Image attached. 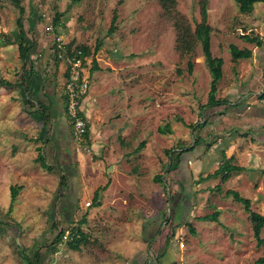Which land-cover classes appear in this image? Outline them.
I'll return each instance as SVG.
<instances>
[{"label": "rangeland", "instance_id": "1", "mask_svg": "<svg viewBox=\"0 0 264 264\" xmlns=\"http://www.w3.org/2000/svg\"><path fill=\"white\" fill-rule=\"evenodd\" d=\"M19 1L23 13L14 0H0V76L22 84L29 72L32 56L23 63L14 37L10 36L13 21L19 16L28 36L39 42L37 49L49 50V56L40 65L48 78L54 77L53 70L59 63L52 52L57 38L64 44L87 47L90 92L92 80L96 83L90 116L85 117L88 150L80 147L82 150L76 151L69 120L71 150L85 167H92L97 159L93 158L90 145L97 143L104 156L101 176L108 178L107 168L116 162L130 178H119L116 193L122 195L109 201L113 206H122L121 213L114 217L116 213L104 212L89 219L88 209L95 202L90 198V189H81L79 175V205L71 217V226H79L88 234V240L79 250L70 249L63 240L48 254L44 241L53 237L50 211L61 186L59 167H50L42 154L36 159L41 144L37 126V119L42 118L40 110L25 109L21 87L0 84V220L4 221L0 222V264H27L17 249L30 253L38 246L41 264H133L136 257L145 258L147 264H264V230L259 243L243 204L226 194L228 189L239 192L250 200L252 210L264 214V127L254 125L253 117L232 118L224 112L231 110L234 99L212 109L220 111L219 115L232 121L234 128L247 137L237 141V152L230 156L231 163L241 166V170L226 181L219 176L202 182L193 178L191 184L195 187L189 208L184 210L182 201H173L172 218L157 229L152 242L144 240L142 226L146 216L160 209L168 217L167 192L175 194L177 185L183 183L178 182L173 171H166L170 153L192 144L200 135L206 137L205 143L213 139L212 127L204 129L205 124L212 122L202 124L207 114L204 105L211 76L201 45L197 42L187 53L179 51L175 27L178 23L188 24L191 30L195 28L201 21V0H173L169 9L158 0ZM206 7L211 27L210 49L213 56L223 60L220 82L226 87L236 71L244 76L246 63L251 60H234L229 45L253 49L254 43L241 38L245 33L258 34L264 45V3L256 2L249 14L241 13L235 0H206ZM35 12L40 19L31 32L28 17ZM57 12L61 15L58 24H54ZM113 14L115 29L109 32ZM188 60L192 71L188 70ZM94 63L98 69L92 70ZM35 70L40 71L38 67ZM262 74L245 82L250 90L262 91L264 71ZM55 87L65 100L60 78ZM62 107L68 117L65 101ZM246 124L254 127H243ZM219 163L208 165L202 177L212 173ZM156 174H162L161 182L154 179ZM85 176L89 177L87 173ZM90 181L91 178L86 186H91ZM217 184L219 189L215 188ZM13 185L20 188L10 207ZM214 210L220 211L218 221L197 219ZM55 219L60 221L58 228L67 231L70 227L59 215L55 214ZM101 220L106 221L104 225H98ZM185 221L193 225L194 234Z\"/></svg>", "mask_w": 264, "mask_h": 264}, {"label": "crops", "instance_id": "2", "mask_svg": "<svg viewBox=\"0 0 264 264\" xmlns=\"http://www.w3.org/2000/svg\"><path fill=\"white\" fill-rule=\"evenodd\" d=\"M39 19L40 16L36 12L33 13V16H31V13H29L28 24L31 32L34 31L36 23ZM13 23L14 24L12 25L13 28L11 29L10 36L12 35L14 37V41L17 45L18 50L17 42L19 41V31L16 26V19L13 21ZM38 43L39 42L35 40V52H32L27 58L29 60L32 56L29 72L24 79V82L22 84L20 81L17 82L18 85L15 87H21V94L24 92L23 100L25 109H33L35 107L41 112L42 107H46V112H49V116L46 122L42 121V118L40 120L37 119V126L39 128L38 138L41 142V144L37 147V155L41 153L45 157L47 162L50 163V167H54V169H56V167L58 166L59 175L64 177V184L56 191L58 192L59 196L57 205L58 207H65L67 203L71 201L70 209H72L73 211L72 217L74 216L79 205V199L77 195L80 175V181L81 183H83H80V186H82L81 189L84 192L90 189L89 192L92 201L95 191L98 192L96 203L94 206L88 209L89 214L87 215V217L91 219L95 215L103 214L104 212L116 213L113 214V216L117 217V213H121L122 211V206H113L111 205V203H109V201H113L117 199L118 196L122 195L116 193L117 185L119 184V178L124 176L121 179L123 181L125 177H129V175L125 173V169H123V166L121 164H117L115 162L111 163L107 168L109 171V177L105 178L104 176H101V168L104 167L101 165V162L104 156H102L101 150L98 151L99 146L97 143L92 142L90 145V148L93 150V154L95 155L93 158L97 159L95 163H93L92 167H85L83 165V160L81 161L80 159H78V157H75L73 155L71 150L72 145L70 143L69 119L66 116L64 109H62L65 100H63L61 93H56L55 87L56 81L59 78L60 80H62L63 85L65 78L64 66L60 63L55 65V69L53 70L54 77L48 78V73H46L44 68L40 65L41 62L43 63V61H45V59L49 56V50L41 49V51H39L37 49ZM251 50V60L248 63L245 62L247 71L245 70L246 73L244 74V76L243 74H237L236 71V74H233V78L228 79L226 84H230H228L226 87H223V85L221 84L222 82L220 81L223 80V77H221L217 89V98H227L229 102L231 99H234L233 103H235L232 107H230L231 110H229V112L228 110L224 111L232 116V118H237V115L253 117L254 125L264 127V122H262V120H264V99L258 98L261 89L250 90L249 85L247 86V84H245V82L248 81L250 77H260L262 71H264V45L262 44V46L260 47L255 46L253 49L251 48ZM36 67L40 69L39 73L37 72V70H35ZM92 81L94 82L93 89H91V92L89 89L88 94L83 98L81 103L82 111L85 114V117L88 118L90 116L89 107L90 104H92V99L94 98V87L96 85L95 81ZM229 102L228 104H230ZM218 107L219 105L215 107V110ZM215 110L212 109V107H207V114L204 119L206 120V123H208L209 120L212 122V124L209 123L208 125L205 124L206 126L204 125V129H206V127H212L210 133L213 134V139L210 142L213 144H210L209 150H205V145L203 144H200V146H197L198 144H196L193 150H189L186 153H183L178 169L173 171V173H175V176H178V182H183L182 184L177 185L179 186V188L180 186H182L183 193H175L174 204L182 201L184 204V210L189 208L188 203L190 202V197H193L195 186L191 184L192 179L199 177L201 173H203L202 171H206L208 165L210 166L212 162L219 163L222 160V155L224 153H226L227 157L234 156L233 151L237 152V141H239V139L245 140V138H247L244 137L245 134L242 131L240 132L236 130V128H234L236 126H234V123L232 121H226L227 119H224V116L222 114L219 115L220 111L216 112ZM248 126L252 125L246 124L243 127ZM200 138L206 141V137L200 135ZM192 144H194V142ZM86 173L89 175L88 178H86L85 176ZM90 178L91 186H86ZM68 197H71L72 200L69 201L68 199L70 198ZM55 210L59 209L56 208ZM159 210L156 213L146 216V218L144 219L146 220L145 225L142 226L144 236L146 237L144 238V240L150 239L151 241L147 240L148 242H152L157 229L160 228L162 224L166 223V221L164 220L163 211L160 212ZM71 222L72 221H68L69 224ZM99 222L98 225H104L106 221L104 222V220H101ZM144 259L145 258H140L138 260L136 257L133 264H147Z\"/></svg>", "mask_w": 264, "mask_h": 264}, {"label": "trees", "instance_id": "3", "mask_svg": "<svg viewBox=\"0 0 264 264\" xmlns=\"http://www.w3.org/2000/svg\"><path fill=\"white\" fill-rule=\"evenodd\" d=\"M77 0H71L72 3L76 2ZM161 5L163 6V8L165 9H169L171 5H173V0H158ZM14 2L16 3V5H19L18 8L20 10V13H23V7L20 6V1L19 0H14ZM235 2L237 3L238 9L241 13H251L253 11L254 8V4L256 2H263L264 0H235ZM200 10H201V21L198 22L195 26V28L193 30L190 29V27L188 26V24H185V26L183 25H179L178 23L176 24V29H177V49L179 51H181L182 53L184 52H189L193 49V46L199 42L201 45V50L204 56V62L206 63L209 72H210V76H211V80H210V89L208 92V96H207V102L204 105L205 107H213V106H217V105H221V104H228V99L227 98H217L216 97V92L218 89V84L219 81L222 77V65H223V60L222 58L219 57H215L213 56L211 49H210V32H211V27L207 22V7H206V0H201L200 2ZM61 13H56L54 18H53V23L54 24H58V20L60 17ZM116 18V14H113V18H112V23L111 26L109 28V32H112L115 29V26L113 25L114 20ZM16 26L18 28L19 31V41L17 42L18 44V54H19V58L20 60L25 63V61L27 60L28 56L32 53L35 52V40L31 37L28 36V34L26 33V31L24 30L23 27V23H22V17L19 16L16 19ZM6 37H8V35H5ZM241 38L249 43H254L256 46H262L263 41L261 39V37H259L258 34H252V33H245L241 35ZM9 41V39H7ZM83 53L87 56L89 54V49L85 46H79ZM96 48H98V45L96 46ZM230 48V54L232 56V58L234 60H238V59H245V58H250L252 56V50L247 48V47H243V48H239L237 47L235 44H230L229 45ZM54 57V56H53ZM57 61V60H56ZM188 64V70L192 71V63L190 60H188L187 62ZM98 69L97 65L94 63V67L92 70ZM0 84L1 85H5L8 87H15L17 86V82L15 83H11L8 82L7 80L3 79L0 76ZM259 99H264V88L262 89V91L259 93L258 95ZM46 107H42V121L47 120L48 116H49V112H46ZM206 123V120H204L202 122V124ZM199 125V124H198ZM193 128H198V127H194L196 126L195 124H191L190 125ZM202 126V125H201ZM161 129H159L160 131ZM166 130V129H165ZM169 131L170 130H166ZM88 124H87V129H86V136L88 137ZM161 132V131H160ZM199 137V138H198ZM197 139L194 140V144H190L187 145L184 148H180L179 150L173 151L170 153L169 155V163L166 167V171H175L178 169L179 164H180V159L181 156L183 155V153L189 150H193L194 147L196 146V144H198V142L200 144L205 145V148L208 149V147L210 146V143H205V141L200 138V136H198ZM143 142L141 143L142 146ZM169 152V150H168ZM41 156V153H39L36 157V159H38ZM43 160V156L41 157ZM40 159V158H39ZM233 157H225V155L223 154V158L220 161L218 167L212 172V173H208L205 177H202V175H200L197 179V182H202L205 179H209L212 177H220L221 181H226L234 172H237L239 170H241V166L239 165H234L232 164ZM264 172V169L262 170ZM60 185L62 186L64 184V177L60 176ZM154 179L157 182H161L162 180V174H156L154 176ZM60 186V187H61ZM59 187V188H60ZM19 186L17 185H13L11 186V202H10V207L13 203V200L16 198L17 194H18V190H19ZM215 188L219 189L218 184L215 186ZM178 194L183 193V188L182 186H180V188L178 189ZM167 201L170 202L169 206V212H168V217H165V214H163L164 216V220L166 222L169 221L171 217V213L173 215V209H172V204L173 201H175V194L170 195V192H167ZM97 194L98 192L95 191L94 196H93V202L96 203V198H97ZM226 194L228 195H232L233 199L239 203H242L244 206V209L248 212V215L250 217V221L252 223V230H253V234L254 236L259 240V243L262 242V239L260 238V233L262 232V230H264V214H260L258 212H255L254 210L251 209V205H250V200L244 196H242L239 192L232 190V189H228L226 191ZM58 192L55 193V197L52 199V204H55L54 207H52L51 204V211H50V226L49 228L51 229L52 233H53V237L50 238V240L47 242L44 241L46 243V250L47 253H51L54 252L56 250L57 245L62 242L63 240L66 241V244L68 245V247L70 249L73 250H79L81 248V245L85 244L87 242V236L88 234L85 233L82 229H80L79 226H71L72 222L69 224L70 227L67 228V230L69 231L68 235L66 238H64V234L66 229L64 228H58L60 225V221L55 219V214L59 215L62 220L65 221H71V217L73 214L72 209H70V204L71 201L69 203H67V205L65 207H58L57 205V200H58ZM9 207V210L11 209ZM58 208L59 210H55V208ZM172 210V211H170ZM218 210H214L212 213L210 214H205L202 216H198L197 219L199 220H212V221H218V215H219ZM11 220V219H10ZM84 218L81 219V222H84ZM0 222H4L1 221ZM7 223V222H6ZM179 223H182V221L180 220ZM186 223L187 227L189 228L191 233H195L196 230L193 227V225H191L189 222H183ZM17 253L19 254V256L23 259V261L27 264H41L40 261V255H39V246L35 247L30 253L24 251L23 248H18L17 249Z\"/></svg>", "mask_w": 264, "mask_h": 264}, {"label": "built area", "instance_id": "4", "mask_svg": "<svg viewBox=\"0 0 264 264\" xmlns=\"http://www.w3.org/2000/svg\"><path fill=\"white\" fill-rule=\"evenodd\" d=\"M48 28L53 29L52 25H49ZM52 52L55 59L64 66L63 94L65 109L72 126V137L75 139V149L76 151L88 150L87 123L81 108L82 100L89 89V73L86 68L88 58L80 47L64 44L60 38L54 42ZM68 233V230L65 231L64 238Z\"/></svg>", "mask_w": 264, "mask_h": 264}]
</instances>
